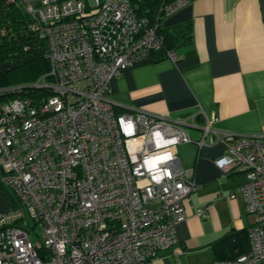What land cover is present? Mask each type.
Instances as JSON below:
<instances>
[{"label": "built area", "instance_id": "obj_1", "mask_svg": "<svg viewBox=\"0 0 264 264\" xmlns=\"http://www.w3.org/2000/svg\"><path fill=\"white\" fill-rule=\"evenodd\" d=\"M16 1L44 38L49 67L34 90L0 89V183L19 202L0 207V264H153L177 244L195 189L175 147L201 149L217 118L205 116L194 139L185 120L117 111L110 81L163 43L143 30L132 0ZM166 57L177 60L172 50ZM221 139L213 162L245 176L229 197L240 193L253 221L248 250L214 264H264V131Z\"/></svg>", "mask_w": 264, "mask_h": 264}, {"label": "crops", "instance_id": "obj_2", "mask_svg": "<svg viewBox=\"0 0 264 264\" xmlns=\"http://www.w3.org/2000/svg\"><path fill=\"white\" fill-rule=\"evenodd\" d=\"M163 22L167 27L189 22L191 43L176 49V61L150 55L127 66L110 81V95L120 111L185 120L194 139L205 116L217 118V133L205 137L201 149L195 143L175 147L183 168L192 172L195 189L185 201L186 219L176 225L177 244L153 260L214 264L229 252L218 253L212 244L246 231L253 221L242 195L229 197L245 176L223 172L213 161L225 148L221 133L264 131V0H190ZM12 203L0 196V204ZM204 207L207 213L200 215Z\"/></svg>", "mask_w": 264, "mask_h": 264}, {"label": "trees", "instance_id": "obj_3", "mask_svg": "<svg viewBox=\"0 0 264 264\" xmlns=\"http://www.w3.org/2000/svg\"><path fill=\"white\" fill-rule=\"evenodd\" d=\"M173 1L132 0L136 16L144 20L143 30L155 28L156 34L163 39L162 46L150 54L156 61L165 58L167 51L175 52L178 47L189 45L192 40L189 22L171 27L164 25L166 16L162 9ZM45 54L46 42L34 29L33 20L16 0H0V89L21 86V94L34 90L29 85L48 71ZM5 97L1 95L0 100ZM8 199L15 202L13 195L8 196ZM212 249L218 253L229 252L220 260L235 258L248 250L247 230L224 236L212 244Z\"/></svg>", "mask_w": 264, "mask_h": 264}, {"label": "rangeland", "instance_id": "obj_4", "mask_svg": "<svg viewBox=\"0 0 264 264\" xmlns=\"http://www.w3.org/2000/svg\"><path fill=\"white\" fill-rule=\"evenodd\" d=\"M11 87H14V86H11ZM11 87H4V88H10V89H8L7 91H9V93L6 95V96H9L12 92L11 91H13L14 89H12ZM4 88H2V89H4ZM1 175V174H0ZM1 185V184H0ZM2 186V187H1ZM0 186V190L2 191V193H0V196H3L4 198H6V197H8V196H10V195H12V192L7 188V187H5L4 185H1ZM4 186V187H3ZM2 194V195H1ZM13 207H11V208H17V207H19V202L16 200V203L14 202V203H12L11 204ZM7 205H2V204H0V207L2 208V209H7V207H6ZM6 207V208H5ZM27 221H28V223H29V226H31L32 225V221H31V219L27 216ZM36 232H37V229H36ZM35 239V236H32V240H34Z\"/></svg>", "mask_w": 264, "mask_h": 264}]
</instances>
